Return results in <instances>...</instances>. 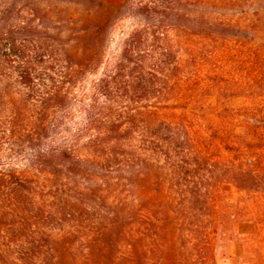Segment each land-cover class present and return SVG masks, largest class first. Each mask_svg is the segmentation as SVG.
<instances>
[{
	"label": "trees",
	"instance_id": "trees-1",
	"mask_svg": "<svg viewBox=\"0 0 264 264\" xmlns=\"http://www.w3.org/2000/svg\"><path fill=\"white\" fill-rule=\"evenodd\" d=\"M210 3L143 0L132 7L141 25L126 39L114 70L95 85L96 115L76 138L87 137L85 146L63 147L47 157L50 165L68 174H92L89 165L97 163L124 165L137 187L152 168L156 170L179 199L176 204L159 200V264L167 259L164 255L176 264L181 255L186 264H218L217 241L227 220L218 214L222 184L245 191L264 187L263 104L224 109L220 125L204 131L191 123L189 111L176 112L172 99L183 80L176 46L187 39H209L217 48L214 57L218 50L248 52L245 55L262 75L254 81L264 83V0L253 2L257 17L250 29L233 19H211L208 13H217L221 4ZM127 4L128 0H0V84L12 74L42 107L64 105L65 85L97 60L108 30ZM211 5L215 9L209 10ZM198 54V46L191 49V59ZM99 96L105 99L102 105ZM231 123L243 130L232 133ZM136 161L144 163L139 173L128 165ZM21 190L14 187L12 192L17 196ZM64 210H57L64 214L60 220H66ZM57 260L55 264H65L61 257ZM130 264H140L138 257Z\"/></svg>",
	"mask_w": 264,
	"mask_h": 264
},
{
	"label": "rangeland",
	"instance_id": "rangeland-1",
	"mask_svg": "<svg viewBox=\"0 0 264 264\" xmlns=\"http://www.w3.org/2000/svg\"><path fill=\"white\" fill-rule=\"evenodd\" d=\"M142 1L128 0L108 30L100 56L65 85L64 105L42 107L12 74L0 84V264H39L29 261L50 257V264L59 257L65 264H130L135 257L140 264H159L156 225L163 206L159 200L176 204L179 199L156 170L152 168L137 187L124 165L97 163L89 165L92 174L79 175L47 160L48 153L63 147L85 146L87 137L76 138L96 115L95 85L114 70L126 39L141 25L132 7ZM214 1L221 7L208 13L211 19H233L250 29L257 17L255 0H207ZM171 37L178 38L174 33ZM182 43L176 49L183 80L172 99L176 112L189 111L196 128H217L224 109L264 105V83L254 81L262 75L245 55L248 52L232 55L231 50H218L214 57L217 48L209 39ZM197 46L199 54L191 59V49ZM104 102L100 97L99 105ZM229 129L235 134L243 130L232 123ZM128 165L139 173L144 163ZM14 187L22 189L17 196ZM219 203L218 214L227 220L217 241L218 264H264V187L245 191L223 183ZM61 208L66 220H60ZM164 256L163 264L177 263ZM178 259L186 264L183 255Z\"/></svg>",
	"mask_w": 264,
	"mask_h": 264
}]
</instances>
